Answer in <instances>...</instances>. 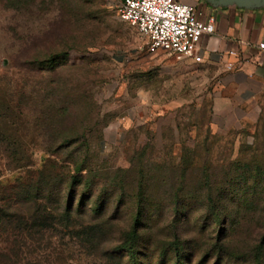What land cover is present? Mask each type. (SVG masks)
<instances>
[{
  "label": "rangeland",
  "instance_id": "1",
  "mask_svg": "<svg viewBox=\"0 0 264 264\" xmlns=\"http://www.w3.org/2000/svg\"><path fill=\"white\" fill-rule=\"evenodd\" d=\"M87 6L95 18L83 19L79 0H0V94L14 108L16 149L29 150L0 149V206H40L18 229L0 220V264H133L121 248L130 237L137 264H175L176 235L183 264H253L264 234V102L215 114L211 70L139 50L140 36L109 0ZM60 54L47 70L43 62ZM78 91L94 102L89 121ZM59 102L74 105L66 122L87 123V156H47L37 117ZM47 157L62 165L55 173L85 164L70 215L66 177L35 203L23 197L39 173L49 176ZM245 163L259 167L256 178H244ZM225 247L239 257L227 260Z\"/></svg>",
  "mask_w": 264,
  "mask_h": 264
},
{
  "label": "trees",
  "instance_id": "2",
  "mask_svg": "<svg viewBox=\"0 0 264 264\" xmlns=\"http://www.w3.org/2000/svg\"><path fill=\"white\" fill-rule=\"evenodd\" d=\"M81 2V5L85 8V13L86 16L83 19H93L97 14H92V11H87L88 10V3L89 0H79ZM53 56V55H51ZM50 56V57H51ZM67 55H56L53 56L52 58H49L43 62L44 67L47 70H53L55 69L58 65H60L58 62V59H62V57H66ZM62 64V63H61ZM57 92L63 91L60 87L55 88ZM77 96H74V101L78 100V103H76V106H83L84 107V120L89 121L91 118L87 114L86 109L90 108L91 105L94 104L92 101L91 96L87 95V92L83 91H78ZM10 96V95H8ZM60 105L56 109L55 106H44L43 109L39 111V115H41V118H38L39 122V128L41 130V133L44 137V150L47 153V156L52 154V155H58L63 153L66 150H72L75 153H79L81 156H87V153L89 151V140H88V131H86V124L85 122H78L75 120L66 122L67 119H72V117L68 116L67 110H73L74 105H70L71 102L69 103H64V102H59ZM56 105V104H55ZM24 111V110H23ZM25 113V112H24ZM15 112L14 108L11 103V99L7 97L6 95H1L0 94V149L7 152L8 156H13V154L17 152H21L23 150V153L29 154L28 149H23V147L20 146L19 150L16 149L17 145L15 141ZM25 116V114H24ZM76 116V114H75ZM58 118V119H57ZM77 118V117H76ZM26 126H24L25 129ZM25 135V134H24ZM80 156V157H81ZM22 159H17L16 161H21ZM16 169L17 167H22L23 165H20L17 162ZM84 162H82L81 166L77 168V164H72V167L70 168V171H59V173H55L53 170H58L62 168V165L57 164L56 162L52 161L49 157L45 159V164L41 165V170L46 169L49 171V176H46L44 174L39 173L37 179L34 181L36 183V186L32 187L31 189L28 190H23V197H27L30 202L35 203L37 200V196L35 194H38L40 191L45 190L46 185L50 186L55 180L56 182H60L62 178L66 177V192L68 191V200L66 203V213L71 214L73 211V207L75 205V200H76V186L82 183V180H80V177L78 176L79 172L81 169L85 168ZM245 165L249 166L248 171H246V174L244 175V178L250 179V178H256V173L257 171L260 172L261 170L258 169L259 167H255V169L251 168V164L245 163ZM27 166L24 165V167ZM50 167L52 168L50 171ZM48 174V173H47ZM57 176L60 177V179H57ZM54 179H53V178ZM51 178V179H50ZM43 184L44 187L40 188L39 185ZM18 193H16V196L18 197ZM229 195V194H227ZM259 195H261L259 193ZM262 196L264 197V192H262ZM20 199V198H19ZM211 202L214 206V199L211 198ZM20 203V202H19ZM37 209L40 206H37V204L34 206V208ZM18 207L13 204V202L7 203L5 206H0V220H4V222L8 223H13V228L18 229L16 227H19L21 225H27L28 222L26 221L28 216H31L32 214H35L37 211H31L27 212L26 214H21L20 211H18ZM214 210V208H213ZM44 212L38 213L36 215V221H42L44 220L45 216H43ZM219 212L217 213V220L219 219ZM34 217V216H33ZM32 218V217H31ZM138 219H136L137 221ZM220 222V220H218ZM227 229V228H226ZM134 233L138 234L140 230V222H136L134 226ZM133 233V234H134ZM261 239L259 244L256 247V262L253 264H259L257 262H262V258H264V234L261 235ZM127 243V244H125ZM136 242L135 238L130 237L129 239L125 240L123 242V248H127L129 252H131L130 258L133 261V264H137L136 258H137V247H136ZM183 245L181 241L179 240V237L176 235L175 240L171 244V249L175 254V264H183V259L184 256H182V251H183ZM223 251V250H222ZM224 255H226L227 260L230 258H234L237 256V251L236 249L233 251L232 249H229L228 247L224 248ZM239 257V255L237 256ZM220 260L223 259L222 256L219 257ZM260 262V263H261Z\"/></svg>",
  "mask_w": 264,
  "mask_h": 264
},
{
  "label": "crops",
  "instance_id": "3",
  "mask_svg": "<svg viewBox=\"0 0 264 264\" xmlns=\"http://www.w3.org/2000/svg\"><path fill=\"white\" fill-rule=\"evenodd\" d=\"M196 4L201 18L215 19V32L201 37L202 61L185 58L182 62L201 64L211 70L214 113L243 114L264 102V9L248 10L235 6L212 8L198 0H182ZM235 51L236 55H230ZM228 63L233 69L226 68Z\"/></svg>",
  "mask_w": 264,
  "mask_h": 264
},
{
  "label": "built area",
  "instance_id": "4",
  "mask_svg": "<svg viewBox=\"0 0 264 264\" xmlns=\"http://www.w3.org/2000/svg\"><path fill=\"white\" fill-rule=\"evenodd\" d=\"M120 19L140 36L138 49L148 53L164 51L178 60L202 61L199 43L205 34L215 32V19L201 18L196 4L182 0H109ZM264 48V43L259 45ZM230 55H236L230 51ZM228 63L226 68L233 69Z\"/></svg>",
  "mask_w": 264,
  "mask_h": 264
},
{
  "label": "water",
  "instance_id": "5",
  "mask_svg": "<svg viewBox=\"0 0 264 264\" xmlns=\"http://www.w3.org/2000/svg\"><path fill=\"white\" fill-rule=\"evenodd\" d=\"M208 3L212 8L235 6L248 10L264 9V0H198Z\"/></svg>",
  "mask_w": 264,
  "mask_h": 264
}]
</instances>
